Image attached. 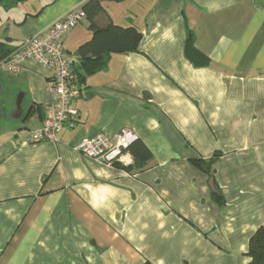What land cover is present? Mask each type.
<instances>
[{
    "label": "crops",
    "instance_id": "1",
    "mask_svg": "<svg viewBox=\"0 0 264 264\" xmlns=\"http://www.w3.org/2000/svg\"><path fill=\"white\" fill-rule=\"evenodd\" d=\"M86 1L0 7V43L17 48ZM261 2L110 4L102 25L137 29V51L110 54L85 79L76 124L55 142L30 138L50 114L52 73L33 61L18 75L0 72V93L10 98L0 104V264H249V240L264 225ZM91 37L83 20L64 38L74 68ZM122 130L149 161L134 164L126 152L122 169L76 150ZM214 156L222 206L212 180L190 163Z\"/></svg>",
    "mask_w": 264,
    "mask_h": 264
},
{
    "label": "built area",
    "instance_id": "2",
    "mask_svg": "<svg viewBox=\"0 0 264 264\" xmlns=\"http://www.w3.org/2000/svg\"><path fill=\"white\" fill-rule=\"evenodd\" d=\"M264 13V0H261ZM85 19L81 8L72 10L55 21L43 32L26 38L8 57L0 61V72L18 75L26 61H33L52 73L48 82L52 94L49 116L43 120L41 127L31 133L33 143L55 142L64 126L72 128L78 119L74 102L84 95L74 84L76 76L72 72L63 41L66 35ZM137 136L122 130L113 136L97 135L83 139L76 150L86 157L103 162L108 166L121 163L122 156Z\"/></svg>",
    "mask_w": 264,
    "mask_h": 264
},
{
    "label": "trees",
    "instance_id": "3",
    "mask_svg": "<svg viewBox=\"0 0 264 264\" xmlns=\"http://www.w3.org/2000/svg\"><path fill=\"white\" fill-rule=\"evenodd\" d=\"M4 1H8L11 5L24 3L28 0H0V6ZM126 0H88L81 9L85 13V19L89 29L92 31V37L89 41L79 46L76 50L78 56V68L71 65L72 72L76 79L74 84L83 91V84L88 76L102 70L106 65V57L110 54H127L137 51L138 44L141 39V33L133 28H123L114 25L110 21L104 25L102 22L107 17V7L110 4L123 3ZM192 42L191 35L188 36L186 43ZM16 48H7L4 43H0V61L8 57ZM31 114V113H30ZM133 159L134 164L139 162L146 163L151 159V153L148 149L138 141L133 142L128 151ZM218 156H214L209 160L194 159L190 163L206 177L213 182L214 191L211 195L218 206L224 204V199L216 188L214 180V164ZM115 167H122L120 163H115ZM248 257L249 264H264V225L261 226L249 240ZM147 264V263H146Z\"/></svg>",
    "mask_w": 264,
    "mask_h": 264
},
{
    "label": "water",
    "instance_id": "4",
    "mask_svg": "<svg viewBox=\"0 0 264 264\" xmlns=\"http://www.w3.org/2000/svg\"><path fill=\"white\" fill-rule=\"evenodd\" d=\"M22 98H23L22 94H19L17 96L16 102H15V113L12 116V118H14V119H18L22 116V108H21ZM209 186L213 190L212 181L209 182Z\"/></svg>",
    "mask_w": 264,
    "mask_h": 264
},
{
    "label": "rangeland",
    "instance_id": "5",
    "mask_svg": "<svg viewBox=\"0 0 264 264\" xmlns=\"http://www.w3.org/2000/svg\"><path fill=\"white\" fill-rule=\"evenodd\" d=\"M2 8L6 9V10H13L16 8V5H11V3H9L8 1H4L1 6ZM5 96H3L1 93H0V104H3V103H8L10 101V98H6ZM14 99H11V102H13ZM15 106V105H14ZM14 110H15V107H14ZM7 120H10V119H7ZM13 121H16V120H13Z\"/></svg>",
    "mask_w": 264,
    "mask_h": 264
}]
</instances>
